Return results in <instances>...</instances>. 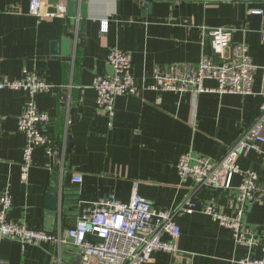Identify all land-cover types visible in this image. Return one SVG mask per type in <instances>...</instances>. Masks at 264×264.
<instances>
[{"label":"crops","instance_id":"obj_1","mask_svg":"<svg viewBox=\"0 0 264 264\" xmlns=\"http://www.w3.org/2000/svg\"><path fill=\"white\" fill-rule=\"evenodd\" d=\"M44 1V12L51 10ZM69 0H59L66 9ZM88 4L85 45L76 44L71 59L51 54L52 43L65 37L69 19L54 14H29L30 0H0V78L14 80L28 70L57 90L31 97L26 91L6 89L0 97V194L10 192L11 218L51 234L66 235L83 214L106 196L129 202L135 185L142 197L159 208L174 210L195 194L197 211L177 218L181 236L178 252H155L147 264H238L248 256L264 255V201L248 206L245 222L259 244L237 245L231 231L200 212L203 202L214 201L225 215L235 213L233 189L242 177L229 178L221 190H195L192 179L183 180L178 163L186 152L219 160L261 113L264 101V2L258 0H79ZM152 4L151 13L147 6ZM147 13L143 15V12ZM59 13V12H58ZM52 15V14H51ZM109 30L101 34L102 22ZM231 29L232 46L245 43L257 66L253 94L155 92L120 96L112 120L97 112L96 77L109 72L107 55L117 47L133 58L137 83H154L156 66L198 64L212 55L211 35ZM79 43V39L76 43ZM230 49L227 50L229 54ZM207 87L217 83L207 81ZM67 89V106L63 90ZM33 99L48 113L46 132L57 155L45 148L33 152V165L23 179V151L27 143L18 121ZM76 112L71 114V110ZM112 123V125H111ZM71 137V151L67 141ZM264 182V146L239 160ZM82 175L83 183L73 182ZM58 182L57 210L47 206L48 189ZM169 240L167 236L163 238ZM80 251L71 243L50 242L22 250L16 241L0 237L1 264H78Z\"/></svg>","mask_w":264,"mask_h":264},{"label":"built area","instance_id":"obj_2","mask_svg":"<svg viewBox=\"0 0 264 264\" xmlns=\"http://www.w3.org/2000/svg\"><path fill=\"white\" fill-rule=\"evenodd\" d=\"M43 9V0H30V15L42 17L46 14ZM58 12L59 16H64L65 8L59 7ZM252 13L263 15L264 11L259 9L253 10ZM46 16L55 15L47 13ZM108 30V21L102 22L101 34H106ZM210 35L212 55H204L196 65L156 66L153 70L154 83L145 88L137 83L132 55L117 47L111 48L107 55L109 72L105 76L96 77L93 84L97 93V112L112 120L116 99L120 96L139 95L143 89L190 93L194 98L210 92L253 94L257 66L249 54L248 45L242 43L232 46L231 29L215 30ZM261 41L264 44V31ZM228 49L231 50L229 54ZM207 81H214L217 86L207 87ZM6 89L26 91L33 98L54 93L57 87L36 73L24 70L21 78H0V97ZM262 96L264 98V90ZM49 123L48 113L41 110L33 99L29 100L18 121L19 132L27 139L22 162L24 180L33 165L35 148L43 147L51 156L59 153L54 140L46 132ZM261 145L264 146V101L259 117L228 148L221 159H211L191 151L183 154L178 163L181 178L192 179L196 191L207 188L221 190L227 186L232 176L242 177L240 185L233 189V215H225L214 201L203 202L199 209L220 226L230 230L238 246L254 247L259 244L252 229L245 222V214L248 206L264 201V182L256 172L242 170L239 160L257 151ZM73 182L83 183L82 175H75ZM13 205L14 200L10 192L0 194V237L16 241L22 250L46 242L59 246L71 243L80 251L78 264H147L155 252L175 254L178 252L176 242L181 236L177 218L197 211L195 194L188 196L176 209L165 210L142 197L138 186L135 185L129 202H122L112 195L101 198L95 203L93 210L83 214L76 226L68 230L66 235L61 232L55 235L13 220ZM165 236L169 240L165 241ZM238 264H264V255L260 259L250 255Z\"/></svg>","mask_w":264,"mask_h":264},{"label":"water","instance_id":"obj_3","mask_svg":"<svg viewBox=\"0 0 264 264\" xmlns=\"http://www.w3.org/2000/svg\"><path fill=\"white\" fill-rule=\"evenodd\" d=\"M51 5L50 14L58 13L59 0H48ZM152 4L147 6V12L151 13ZM66 17L69 19V25L65 27V37L61 42L56 41L52 43L51 54L55 57L59 55V44L61 43V56L65 59H71L76 44L79 47L85 45L86 31H87V20H88V4L80 3L79 0H69L65 9ZM143 12V15L147 13ZM79 39V43L76 40ZM67 89L63 90V106H67ZM76 110L72 109L71 114L75 113ZM72 147L71 137L67 141V151L70 152ZM47 206L51 210H57L59 204V185L58 182L53 188L48 189V196L46 198Z\"/></svg>","mask_w":264,"mask_h":264}]
</instances>
